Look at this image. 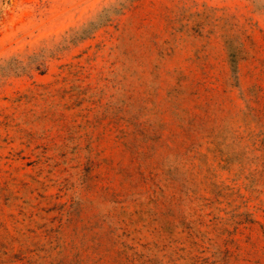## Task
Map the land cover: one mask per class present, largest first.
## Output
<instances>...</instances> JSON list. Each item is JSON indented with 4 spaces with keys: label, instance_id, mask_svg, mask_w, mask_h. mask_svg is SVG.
I'll list each match as a JSON object with an SVG mask.
<instances>
[{
    "label": "rangeland",
    "instance_id": "374dc122",
    "mask_svg": "<svg viewBox=\"0 0 264 264\" xmlns=\"http://www.w3.org/2000/svg\"><path fill=\"white\" fill-rule=\"evenodd\" d=\"M0 264H264V0H0Z\"/></svg>",
    "mask_w": 264,
    "mask_h": 264
}]
</instances>
